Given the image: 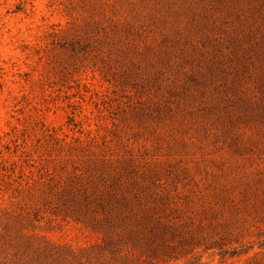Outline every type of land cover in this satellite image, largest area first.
I'll return each instance as SVG.
<instances>
[{
	"label": "rangeland",
	"instance_id": "1",
	"mask_svg": "<svg viewBox=\"0 0 264 264\" xmlns=\"http://www.w3.org/2000/svg\"><path fill=\"white\" fill-rule=\"evenodd\" d=\"M0 264H264V0H0Z\"/></svg>",
	"mask_w": 264,
	"mask_h": 264
}]
</instances>
